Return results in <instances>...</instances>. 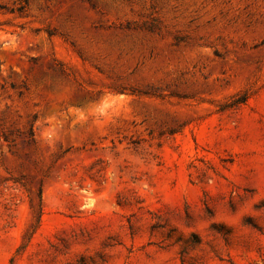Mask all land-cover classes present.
<instances>
[{
  "label": "rangeland",
  "instance_id": "1",
  "mask_svg": "<svg viewBox=\"0 0 264 264\" xmlns=\"http://www.w3.org/2000/svg\"><path fill=\"white\" fill-rule=\"evenodd\" d=\"M0 264H264V0H0Z\"/></svg>",
  "mask_w": 264,
  "mask_h": 264
}]
</instances>
